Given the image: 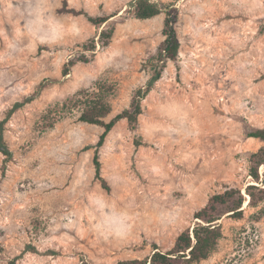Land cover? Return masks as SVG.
<instances>
[{
	"label": "rangeland",
	"instance_id": "374dc122",
	"mask_svg": "<svg viewBox=\"0 0 264 264\" xmlns=\"http://www.w3.org/2000/svg\"><path fill=\"white\" fill-rule=\"evenodd\" d=\"M135 0H0V264H114L169 249L193 213L225 185L250 181L246 155L264 126V0H152L161 12L137 19ZM111 15V43L93 61L82 42ZM176 13L178 57L141 100L138 127L125 119L99 148L103 128L78 119L85 95L127 108L150 82L166 11ZM67 68V72L65 69ZM21 105L14 108V104ZM135 140L142 144L136 146ZM264 207L223 215L216 249L192 264H264Z\"/></svg>",
	"mask_w": 264,
	"mask_h": 264
},
{
	"label": "trees",
	"instance_id": "16d2710c",
	"mask_svg": "<svg viewBox=\"0 0 264 264\" xmlns=\"http://www.w3.org/2000/svg\"><path fill=\"white\" fill-rule=\"evenodd\" d=\"M63 10L74 15H84L90 23L97 27L103 25L97 35L81 43L88 55L83 54L74 60H70L66 67L78 61L83 63L93 61L97 51L106 48L111 43L115 30V20L112 17L116 16L118 12H114L111 15H92L83 9H66L63 7ZM160 12L161 7L157 2L135 0L131 8L126 9L120 16L128 14L137 19H148L158 15ZM176 21V13L172 10L166 11L162 28L164 38L156 54L158 66L154 69L151 80L146 87L136 90L127 108L116 113L109 120H105L111 112V107L101 96L85 95L83 99H77L83 105L78 119L103 128L96 143L89 147H94L93 164L95 177L106 190H109V185L100 174L99 148L104 144L107 134L118 121L125 119L131 130L137 129L138 116L142 113L141 100L145 97L151 84L161 78L166 62L168 60L175 61L178 57L180 41L175 28ZM65 71L67 72V68ZM20 105V102H16L14 108ZM246 137L257 139L261 144L246 155L248 161L247 175L250 177V181L244 187L225 185L223 191L210 195L206 203L194 211L193 224L177 235L169 249L162 250L156 243H152V250L144 257L123 258L117 260L114 264H192L206 259L216 249L219 240L223 237L221 223L223 215L240 219L243 218L246 208H256L264 202V126L248 130ZM141 144L140 141L135 140L136 146ZM0 152L6 156L10 155L1 133ZM245 202L246 205H244ZM263 215L264 207L253 213V216L257 219ZM15 262L16 260L12 259L8 264H15ZM78 264L92 263L86 258H81Z\"/></svg>",
	"mask_w": 264,
	"mask_h": 264
},
{
	"label": "bare ground",
	"instance_id": "6f19581e",
	"mask_svg": "<svg viewBox=\"0 0 264 264\" xmlns=\"http://www.w3.org/2000/svg\"><path fill=\"white\" fill-rule=\"evenodd\" d=\"M244 205H246V202L244 203Z\"/></svg>",
	"mask_w": 264,
	"mask_h": 264
}]
</instances>
